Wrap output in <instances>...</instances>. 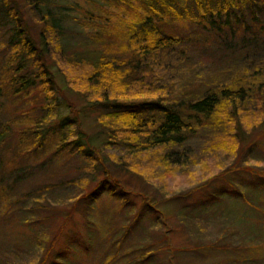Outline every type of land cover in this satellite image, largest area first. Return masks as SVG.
<instances>
[{
  "label": "rangeland",
  "instance_id": "rangeland-1",
  "mask_svg": "<svg viewBox=\"0 0 264 264\" xmlns=\"http://www.w3.org/2000/svg\"><path fill=\"white\" fill-rule=\"evenodd\" d=\"M62 3L71 9L58 10L56 4ZM118 7L110 0H0V132H5L0 146V264H264V186L259 181L264 179V94L244 103L238 117H222L217 130L205 128L174 149L134 148L136 158L128 159L121 144L104 147L101 141L100 150L90 148L84 157L57 152L52 138L33 156L30 150L23 152L22 138L38 118L53 122L63 109L58 103L76 101L78 107L77 98L82 103L87 86L76 82L73 88L69 82L87 69L72 67L71 73L65 56L54 49L56 38L46 33L53 94H13L4 76L14 55L23 58L25 52L12 39L30 31L43 50L44 13L51 10L66 22L91 21L87 13L100 10L118 27L113 36L122 42L135 20ZM160 29L185 41L153 73V84L165 85L173 97L202 96L209 86L231 81L241 65L238 38L222 41L183 20L167 19ZM74 35L72 41L80 43L73 53L76 47L93 48L86 35L78 30ZM62 70L68 83L57 74ZM147 91L133 84L122 99L139 101L150 97ZM84 113L82 127L88 135L100 133L104 112ZM60 134L70 143L76 140L74 120ZM102 181L113 183L123 196L96 191ZM93 191L97 195L91 199Z\"/></svg>",
  "mask_w": 264,
  "mask_h": 264
},
{
  "label": "trees",
  "instance_id": "trees-1",
  "mask_svg": "<svg viewBox=\"0 0 264 264\" xmlns=\"http://www.w3.org/2000/svg\"><path fill=\"white\" fill-rule=\"evenodd\" d=\"M110 1L119 6V9L130 13L135 20L127 26L122 42H118L119 36H113L119 33L118 27L110 25L109 14L100 10L96 15L87 13L91 16V21L68 18L70 20L66 22L65 16L57 15L51 10L44 13L42 21L47 30L39 35L45 39L43 50L39 48L41 46H38L36 40L32 39L30 31L28 36L22 37L21 34H26L22 30L12 39L16 46L20 42L25 52L23 58L21 53L14 55L17 59L8 66L6 77L4 76V84L12 89L13 94H20L23 90L27 95L34 90H40L39 93L42 92L46 96L53 94L54 77L46 51V47L51 44L47 39L49 34L56 38L54 49L63 58L65 56L64 61L67 62L71 73L75 72L72 67L87 69L73 79L75 82H69L73 88L76 87V82L78 85L87 86V91L82 92V103V98H77L78 107L76 101L69 104L58 103L63 109L53 122H47L46 116L38 118L34 126L28 129V134L26 132L28 136L22 138L25 146L23 152L30 150L33 156L52 138L56 139L57 152L68 150L70 154L84 157L91 152L90 148L100 150L101 141L104 147L109 144H116L117 147L121 144L129 151L128 159L136 158L138 153L134 148H139V151L154 147L158 150L174 149L196 138L199 131L205 128L217 130L218 123L223 118L226 120L238 117L244 103L255 102L259 99L256 94H264V0ZM56 8L60 11L71 9L63 3L56 4ZM13 12L18 16L17 10L14 9ZM167 19L187 21L199 27L202 34L220 37L222 41L228 36L238 38L236 49L240 53L241 65L236 66L231 81L211 85L207 92L196 98H181L176 97V94L173 97L165 85L153 84L154 69L161 65L162 58L166 54L179 52V48L185 44L184 39L173 33L162 34L160 25ZM72 23L75 24V30L69 25ZM86 26L93 31L87 33L89 29L85 28ZM77 30L92 41L90 45L93 48L89 46L90 49L81 51L76 47L77 52H72V48L80 43L72 41ZM240 42L245 43V46L242 47ZM244 50L248 52L245 53ZM57 52L53 51L52 54ZM64 71L57 74H63L68 83L69 79ZM133 84L146 87L150 97L139 101L123 100ZM78 93L80 97L81 91ZM88 94L92 95L90 99ZM85 110L89 113L104 112V116L100 114L99 119L102 131L91 135L92 137L88 135L87 129L82 127L83 120H87ZM71 120H74L79 129L78 138L72 143L60 134ZM237 121L240 122V118ZM4 136L5 132L1 131L0 146L5 142ZM242 139L244 140L243 137ZM115 157L120 160L128 156ZM162 162L169 167L167 159ZM259 181L264 186V179L260 178ZM113 186V183L102 181L101 187L98 185L95 190L99 193L108 190L110 194L122 197L123 193L118 191V187L114 186L111 190ZM96 191L91 193V199L97 195Z\"/></svg>",
  "mask_w": 264,
  "mask_h": 264
}]
</instances>
